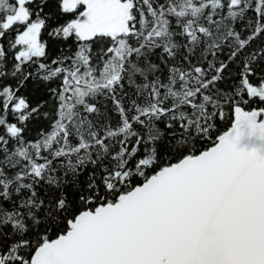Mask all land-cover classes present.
<instances>
[{
  "label": "snow or ice",
  "instance_id": "6c2138e0",
  "mask_svg": "<svg viewBox=\"0 0 264 264\" xmlns=\"http://www.w3.org/2000/svg\"><path fill=\"white\" fill-rule=\"evenodd\" d=\"M0 264H264V0H0Z\"/></svg>",
  "mask_w": 264,
  "mask_h": 264
}]
</instances>
